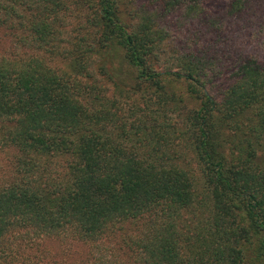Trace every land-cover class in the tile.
Listing matches in <instances>:
<instances>
[{
	"label": "trees",
	"instance_id": "16d2710c",
	"mask_svg": "<svg viewBox=\"0 0 264 264\" xmlns=\"http://www.w3.org/2000/svg\"><path fill=\"white\" fill-rule=\"evenodd\" d=\"M0 37V264H264V0H0Z\"/></svg>",
	"mask_w": 264,
	"mask_h": 264
},
{
	"label": "rangeland",
	"instance_id": "374dc122",
	"mask_svg": "<svg viewBox=\"0 0 264 264\" xmlns=\"http://www.w3.org/2000/svg\"><path fill=\"white\" fill-rule=\"evenodd\" d=\"M6 49H7V41L4 40L2 37H0V54L5 53ZM261 55L264 56V50H262ZM52 65L64 68V66L66 65V62H59V61L56 60V61H53ZM182 158H183L184 161H188L189 162V160L187 159V156L185 154L183 155ZM186 168L191 170V173L194 175L193 176L195 178V188L194 189L196 190V192H198V194L203 195L204 194V190H203L202 184L200 182L201 180L198 177L199 174L197 173V170H196L195 166L192 164V162H189V164L186 166Z\"/></svg>",
	"mask_w": 264,
	"mask_h": 264
}]
</instances>
